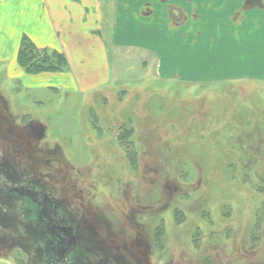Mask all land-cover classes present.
I'll return each instance as SVG.
<instances>
[{"label":"rangeland","instance_id":"rangeland-1","mask_svg":"<svg viewBox=\"0 0 264 264\" xmlns=\"http://www.w3.org/2000/svg\"><path fill=\"white\" fill-rule=\"evenodd\" d=\"M6 2L23 4L40 39L22 33L0 55V264H56L53 224L77 236L71 264H264V84L151 74L144 45L169 63L170 35L147 0ZM4 9L0 0V42ZM51 15L70 20L54 32ZM208 34L178 31L181 67L250 64L237 41ZM23 41L33 46L24 66ZM35 49L57 66L35 71ZM102 63L108 81L85 89L96 83L84 84L85 70L97 76ZM163 140L179 160L153 151ZM124 150L132 162L135 150L134 169Z\"/></svg>","mask_w":264,"mask_h":264},{"label":"crops","instance_id":"crops-1","mask_svg":"<svg viewBox=\"0 0 264 264\" xmlns=\"http://www.w3.org/2000/svg\"><path fill=\"white\" fill-rule=\"evenodd\" d=\"M29 1L31 2H27L26 4H31L34 7V1L38 0ZM7 4L8 2L4 0V37L3 42H0V49H2L4 53L0 55L5 59L11 57V48L12 46L13 48L15 46L17 47L19 37L22 33H26L31 37V39H33V41H35V39H40V37H37L35 35V29H29L25 26L27 25V23H34V21L37 20L34 18L32 20L29 18L27 19L28 16H25L23 13V4L21 3L19 5L20 10H15V12L12 11L13 7H11V4ZM180 4L185 5L187 10L186 19L184 22L178 24L172 22L169 23L166 17L164 19L162 18L165 26L167 27V30H169V33L167 32V36L169 37L170 35V37L167 38L168 41L166 42L168 46H165V49L168 48L167 52L169 63L164 62L163 65L158 64L159 61L157 58V53L160 55L159 49H153L151 46L148 47L147 45H144L146 46L151 56L153 55V72L151 74L158 78L176 77L182 82H196L198 80L200 81L201 79L211 78L219 81L241 80L247 81L251 84H256L258 82L264 84V0H188L186 4H183V1H180ZM191 5H193V8H196L194 12L190 11V9H193L191 8ZM51 16L52 23L54 25V28L52 27L54 32H57L59 30L60 23L66 21L68 23V20H70V18L68 17L60 18L59 15ZM13 27H16L17 31L14 30ZM182 29H185L190 33L211 32L212 34H208L205 39L207 37H215L219 40V42L224 43V47H230L232 42L237 41L236 46L241 48L243 47L246 51H244L243 60H247V62L250 61V64H247V66L242 69V67L237 64H230L229 61H227V63L213 62L212 68L215 69L208 70L205 67L196 69V61L193 62L194 64H192L193 69H190L189 67H181L182 63H180L178 60L179 56L177 50L179 51V49L182 48L183 45L181 43L180 46L178 45L179 40H177L176 36L178 34V31L181 34ZM13 35H15V38L12 40ZM179 37L182 38V35H179ZM253 38H256L257 41H259L260 45L262 44L258 50V60L252 58ZM53 40L54 36L52 35L51 40L47 43L55 44ZM187 49L188 48L185 47V50ZM104 54H106L104 45L103 43H100V46L98 47V54L94 56L92 60L88 61L89 64L91 66H94V61L97 59V57H99V59L103 62ZM227 56L229 57L228 53ZM72 63L73 66L71 65ZM70 65L72 70L73 68L77 70H83V68L78 67L76 65V62L74 61H71ZM160 66H162V70L160 69ZM100 68L101 70H99L98 68V70L95 69L94 71L97 72L99 76H96L92 73L88 74V70H85L86 76L83 79L84 84L88 82H96L91 84L90 86L87 85L85 89H88L89 87L95 86L97 84H104L108 81V72L104 63H102V66ZM18 72L19 69L15 67L13 73L15 75H18Z\"/></svg>","mask_w":264,"mask_h":264},{"label":"flooded vegetation","instance_id":"flooded-vegetation-1","mask_svg":"<svg viewBox=\"0 0 264 264\" xmlns=\"http://www.w3.org/2000/svg\"><path fill=\"white\" fill-rule=\"evenodd\" d=\"M180 1H183V4H186L188 0H147L149 16L152 14L153 17H155V9H157L158 15L163 19L166 17L169 23H182L186 19L187 10L185 5L180 4ZM191 8H193V5H191ZM195 9L196 8L194 7L193 9H190V11L194 12ZM44 197L48 198L47 194H45ZM51 230L55 233L54 241L57 244L56 246H53L57 250L56 254L61 255L56 264H71L68 261V257L76 247L77 236L72 234V230L68 225L53 224ZM63 248H66V250ZM59 250H62V253Z\"/></svg>","mask_w":264,"mask_h":264},{"label":"trees","instance_id":"trees-1","mask_svg":"<svg viewBox=\"0 0 264 264\" xmlns=\"http://www.w3.org/2000/svg\"><path fill=\"white\" fill-rule=\"evenodd\" d=\"M27 45L29 46V48H30V46H32L29 42H27ZM27 45H26V41H23V47L21 48V51H20V53H19V57H21L22 58V60L20 61L21 62V64L24 66V65H26V63H27V61H30V57L32 58L33 57V54H32V50H29L28 51V48H27ZM33 47V46H32ZM36 51H40V52H42V54H43V56H42V58H41V64L39 63L40 62V57H39V60H38V66H37V69L35 70V71H43L44 69H54V67H56L57 66V64L55 65L54 64V62L53 61H50L49 60V58L48 57H46L47 56V54H49V50H46V49H41V50H38V49H35L34 50V52H36ZM31 55V56H30ZM51 55H53V56H56L57 58H58V60H60V61H62L63 62V64H65V60H64V56L63 55H61V54H59V53H55V52H51ZM34 56L36 57L37 55H35L34 54ZM23 59L25 60V61H23ZM47 61H49L48 63H46ZM44 63H46L45 65H44ZM33 66V64H29V66L28 67H32ZM27 66H26V68H28ZM172 126V125H171ZM171 128H173V127H171ZM121 129H123V127L121 128ZM166 133V132H165ZM164 133V134H165ZM131 133H130V131L126 134V138H128V139H131V135H130ZM164 136H166V134L164 135ZM165 138V137H164ZM118 139V138H117ZM122 141V140H121ZM166 141H162V142H159V143H156V146H155V148L153 149V151H156L157 152V154H160L161 155V159L163 158V159H173V158H176L175 157V155H174V150H176V144H173V147H171V146H169V144H168V142H166ZM167 144V145H166ZM178 148H181V147H178ZM230 152H231V149H230ZM124 158H125V160L128 162V164L131 166V168L132 169H134V162H135V164H137L138 163V156L136 155V152H135V150H134V152L132 153V156H133V160H134V162H132L131 160H132V158H130L129 157V154H126V151L124 150ZM175 154H179L177 151L175 152ZM160 158V157H159ZM177 159V158H176ZM177 160H179V159H177ZM165 192H167V193H169V191L166 189V191ZM168 196H170V195H168ZM175 204V203H174ZM143 226V225H142ZM150 240V239H149Z\"/></svg>","mask_w":264,"mask_h":264}]
</instances>
